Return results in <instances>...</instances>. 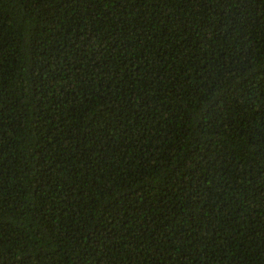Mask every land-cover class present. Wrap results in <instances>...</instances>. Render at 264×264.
<instances>
[{
    "label": "trees",
    "instance_id": "trees-1",
    "mask_svg": "<svg viewBox=\"0 0 264 264\" xmlns=\"http://www.w3.org/2000/svg\"><path fill=\"white\" fill-rule=\"evenodd\" d=\"M0 0V264H264V0Z\"/></svg>",
    "mask_w": 264,
    "mask_h": 264
},
{
    "label": "snow or ice",
    "instance_id": "snow-or-ice-1",
    "mask_svg": "<svg viewBox=\"0 0 264 264\" xmlns=\"http://www.w3.org/2000/svg\"><path fill=\"white\" fill-rule=\"evenodd\" d=\"M89 4H91L90 0H89Z\"/></svg>",
    "mask_w": 264,
    "mask_h": 264
}]
</instances>
